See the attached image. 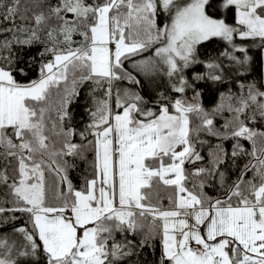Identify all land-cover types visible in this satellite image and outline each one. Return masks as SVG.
I'll return each mask as SVG.
<instances>
[{
	"label": "snow or ice",
	"instance_id": "obj_1",
	"mask_svg": "<svg viewBox=\"0 0 264 264\" xmlns=\"http://www.w3.org/2000/svg\"><path fill=\"white\" fill-rule=\"evenodd\" d=\"M248 41L264 0H0V264H264Z\"/></svg>",
	"mask_w": 264,
	"mask_h": 264
},
{
	"label": "trees",
	"instance_id": "obj_2",
	"mask_svg": "<svg viewBox=\"0 0 264 264\" xmlns=\"http://www.w3.org/2000/svg\"><path fill=\"white\" fill-rule=\"evenodd\" d=\"M231 22V20L229 21ZM250 45V55L253 57V63L250 69V74L245 73V75H247L248 79H260L263 77V73H262V51L263 49H260L258 47L255 46V44H258L259 42H252V41H248L247 42ZM207 49L211 52H215L216 50H220L224 47V44L222 41L219 40H213L210 44H208ZM35 51V49H34ZM201 51L203 52L204 49H201ZM216 98V94L215 93H210L208 95H206L204 103L207 104H211L215 101ZM83 103V101H82ZM79 112V110H77ZM89 159H91V157H89ZM87 168V165L84 164L83 162L79 163V167L77 168L76 171H74L72 173L73 179H74V183H76L77 187L80 186V177L84 174L85 169ZM90 171V169H88ZM148 259H153V257H147Z\"/></svg>",
	"mask_w": 264,
	"mask_h": 264
},
{
	"label": "rangeland",
	"instance_id": "obj_3",
	"mask_svg": "<svg viewBox=\"0 0 264 264\" xmlns=\"http://www.w3.org/2000/svg\"><path fill=\"white\" fill-rule=\"evenodd\" d=\"M262 73H263V77H264V49L262 51Z\"/></svg>",
	"mask_w": 264,
	"mask_h": 264
}]
</instances>
